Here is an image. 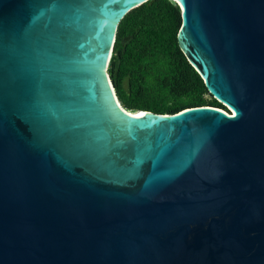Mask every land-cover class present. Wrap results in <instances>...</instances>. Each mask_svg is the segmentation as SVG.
<instances>
[{
	"label": "water",
	"instance_id": "95a60500",
	"mask_svg": "<svg viewBox=\"0 0 264 264\" xmlns=\"http://www.w3.org/2000/svg\"><path fill=\"white\" fill-rule=\"evenodd\" d=\"M147 1L0 0V264H264V0H169L228 111L173 114L107 72Z\"/></svg>",
	"mask_w": 264,
	"mask_h": 264
},
{
	"label": "trees",
	"instance_id": "16d2710c",
	"mask_svg": "<svg viewBox=\"0 0 264 264\" xmlns=\"http://www.w3.org/2000/svg\"><path fill=\"white\" fill-rule=\"evenodd\" d=\"M180 25L181 12L169 0H149L120 20L107 71L124 108L159 114L202 106L226 110L180 50Z\"/></svg>",
	"mask_w": 264,
	"mask_h": 264
},
{
	"label": "clouds",
	"instance_id": "9594fccd",
	"mask_svg": "<svg viewBox=\"0 0 264 264\" xmlns=\"http://www.w3.org/2000/svg\"><path fill=\"white\" fill-rule=\"evenodd\" d=\"M221 110H222V109H221ZM223 111H226V112H228V111H227V109H226V110H223Z\"/></svg>",
	"mask_w": 264,
	"mask_h": 264
},
{
	"label": "rangeland",
	"instance_id": "374dc122",
	"mask_svg": "<svg viewBox=\"0 0 264 264\" xmlns=\"http://www.w3.org/2000/svg\"><path fill=\"white\" fill-rule=\"evenodd\" d=\"M108 72V71H107ZM208 97V96H207Z\"/></svg>",
	"mask_w": 264,
	"mask_h": 264
},
{
	"label": "snow or ice",
	"instance_id": "6c2138e0",
	"mask_svg": "<svg viewBox=\"0 0 264 264\" xmlns=\"http://www.w3.org/2000/svg\"><path fill=\"white\" fill-rule=\"evenodd\" d=\"M235 114V113H234Z\"/></svg>",
	"mask_w": 264,
	"mask_h": 264
}]
</instances>
